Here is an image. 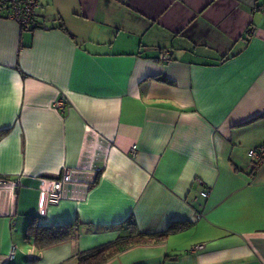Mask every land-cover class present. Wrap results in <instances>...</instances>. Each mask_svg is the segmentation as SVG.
<instances>
[{
  "label": "crops",
  "instance_id": "1",
  "mask_svg": "<svg viewBox=\"0 0 264 264\" xmlns=\"http://www.w3.org/2000/svg\"><path fill=\"white\" fill-rule=\"evenodd\" d=\"M41 4L47 28L0 16V264H77L130 220L184 225L103 264H264V0Z\"/></svg>",
  "mask_w": 264,
  "mask_h": 264
},
{
  "label": "built area",
  "instance_id": "2",
  "mask_svg": "<svg viewBox=\"0 0 264 264\" xmlns=\"http://www.w3.org/2000/svg\"><path fill=\"white\" fill-rule=\"evenodd\" d=\"M41 0H0V16L12 19L21 29L35 30L39 28H47V26L40 21L41 17ZM54 109L60 110L64 107L63 95L56 97L52 103ZM136 147L131 148V153L134 154ZM248 156L254 167L259 166L264 162V148H252L248 150ZM69 169L63 168V175L60 178L51 181V187L47 192V203L57 204L62 198L63 184L67 181ZM0 185L9 186L10 188H17L20 185V179L4 181L0 179ZM202 196H207V190H201ZM14 221H12L13 223ZM202 245H195L192 250L201 248ZM15 251V246L9 252L12 256Z\"/></svg>",
  "mask_w": 264,
  "mask_h": 264
},
{
  "label": "trees",
  "instance_id": "3",
  "mask_svg": "<svg viewBox=\"0 0 264 264\" xmlns=\"http://www.w3.org/2000/svg\"><path fill=\"white\" fill-rule=\"evenodd\" d=\"M59 27H62L60 25ZM1 134V133H0ZM184 225L182 222H174L169 225V227L160 233L146 234L141 233L137 230L135 222L132 220L129 221V233L127 235H122L115 241H111L100 245L91 251L85 253L77 262V264H103L113 255L124 251L125 249L144 243H152L161 241L167 234L174 232L181 228ZM72 233L71 228H67L63 231L54 230L52 227H39L34 226V223L31 221L28 225V230L26 238H34L35 243L38 246H47L54 244L61 240L68 238Z\"/></svg>",
  "mask_w": 264,
  "mask_h": 264
}]
</instances>
